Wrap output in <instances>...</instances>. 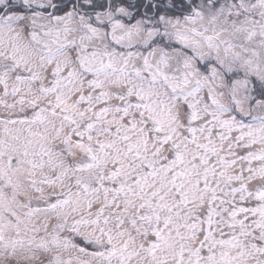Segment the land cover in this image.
<instances>
[{
  "label": "snow or ice",
  "instance_id": "snow-or-ice-1",
  "mask_svg": "<svg viewBox=\"0 0 264 264\" xmlns=\"http://www.w3.org/2000/svg\"><path fill=\"white\" fill-rule=\"evenodd\" d=\"M0 264H264V0H0Z\"/></svg>",
  "mask_w": 264,
  "mask_h": 264
}]
</instances>
